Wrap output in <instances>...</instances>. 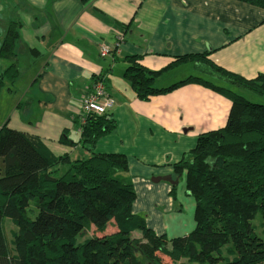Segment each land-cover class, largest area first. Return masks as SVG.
Returning a JSON list of instances; mask_svg holds the SVG:
<instances>
[{
	"label": "crops",
	"instance_id": "1",
	"mask_svg": "<svg viewBox=\"0 0 264 264\" xmlns=\"http://www.w3.org/2000/svg\"><path fill=\"white\" fill-rule=\"evenodd\" d=\"M11 22L20 24L17 78L0 90V126L39 138L56 156L87 158L79 144L58 141L63 132L79 140L81 99L101 79L116 129L93 153L126 158L132 212L162 235L160 210L173 205L175 185L155 179L178 183L173 166L200 135L225 126L231 102L197 83L141 101L124 78L128 57L156 72L179 57L204 55L242 80L255 79L264 75V9L237 0H0V45ZM101 45L115 48L101 57ZM7 65L0 63V73ZM187 77L217 83L185 61L164 71L158 87Z\"/></svg>",
	"mask_w": 264,
	"mask_h": 264
},
{
	"label": "trees",
	"instance_id": "2",
	"mask_svg": "<svg viewBox=\"0 0 264 264\" xmlns=\"http://www.w3.org/2000/svg\"><path fill=\"white\" fill-rule=\"evenodd\" d=\"M237 1L264 9V0ZM19 28V23L11 22L0 45V59L9 62L0 73V90L17 78ZM128 60L131 65L124 78L141 101L197 83L231 102L225 126L200 135L193 150L173 166L174 177L182 179L184 193L194 203L193 229L167 240L133 214L136 197L126 158L93 153L95 144L116 129L110 111L81 115L77 142L61 134L60 144H79L89 154L75 160L67 154L56 156L39 138L2 125L0 264H162L158 253L171 262L184 259L190 264H264V238L256 235L253 224L257 218L264 224V105L251 103L231 89L264 96V75L242 80L204 55L179 57L156 72L136 64L132 57ZM185 61L194 62L217 83L187 77L158 87L164 71ZM4 219L16 229L9 243ZM111 225L115 231L105 234ZM86 226L101 236L76 244ZM135 231L140 239L132 236Z\"/></svg>",
	"mask_w": 264,
	"mask_h": 264
},
{
	"label": "rangeland",
	"instance_id": "3",
	"mask_svg": "<svg viewBox=\"0 0 264 264\" xmlns=\"http://www.w3.org/2000/svg\"><path fill=\"white\" fill-rule=\"evenodd\" d=\"M5 62L8 64L9 62L6 60L0 59V63L3 65ZM173 79H170L169 81H166V84H171ZM218 81V80H217ZM159 86V85H158ZM157 87V84H156ZM231 89L241 97H243L245 100L255 103L264 105V96L257 95L247 89L238 88L235 86H231ZM173 205H163L160 212H162L163 215V221L161 225H163V234L168 239L171 238H178L186 236L194 227V221H193V208L194 203L192 198L187 196L184 193V187H183V181L180 179L177 184L173 187ZM171 206V207H170ZM253 224L256 228V235L260 238H264V224L261 223V221L257 218ZM15 227L11 223L10 220L4 219L3 220V232L5 235V238L7 240V243L11 242L12 240V234L15 232ZM115 231V228L111 225L110 227L105 230V234H110ZM137 239H140V233L134 232L133 236ZM92 236H101L100 234H97L92 230V228L85 227L82 234L78 235L75 238V243L79 244L82 243L83 240L90 238ZM162 261V264H190L186 260L181 259L178 262H171L166 256L157 254ZM196 264V263H192Z\"/></svg>",
	"mask_w": 264,
	"mask_h": 264
},
{
	"label": "built area",
	"instance_id": "4",
	"mask_svg": "<svg viewBox=\"0 0 264 264\" xmlns=\"http://www.w3.org/2000/svg\"><path fill=\"white\" fill-rule=\"evenodd\" d=\"M114 48V46L110 45H101L99 55L101 57L109 56ZM113 104L114 102L105 90L102 80L97 78L93 81L89 93L81 99V115H102L111 111Z\"/></svg>",
	"mask_w": 264,
	"mask_h": 264
},
{
	"label": "water",
	"instance_id": "5",
	"mask_svg": "<svg viewBox=\"0 0 264 264\" xmlns=\"http://www.w3.org/2000/svg\"><path fill=\"white\" fill-rule=\"evenodd\" d=\"M165 181L167 183H169L170 185H175L177 184V180H172L170 176H167V177H161V178H156L154 182H158V181Z\"/></svg>",
	"mask_w": 264,
	"mask_h": 264
}]
</instances>
